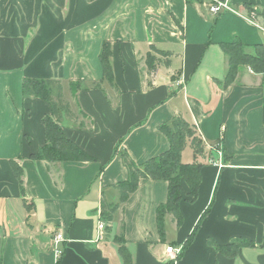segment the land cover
<instances>
[{"label": "crops", "instance_id": "0c3cea01", "mask_svg": "<svg viewBox=\"0 0 264 264\" xmlns=\"http://www.w3.org/2000/svg\"><path fill=\"white\" fill-rule=\"evenodd\" d=\"M219 1L239 10L212 15L207 0H0V264H123L113 240L120 233L131 264H264V73L241 67L221 88L227 60L219 47L264 44L244 7L264 0ZM105 42L120 92L116 107L92 87L103 80ZM151 44L171 58L149 73ZM24 78L61 81L64 99L84 116L60 125L93 162L31 158L45 144L42 119L51 109L23 97ZM192 100L205 113L198 121ZM177 114L197 122L207 145L222 140L221 155L213 150L201 169L194 201L182 185L181 225L167 217L161 242L155 211L166 202L167 182L142 179L98 238L101 197L117 202L112 186L127 178L120 151L137 164L167 151L158 127ZM184 151L181 162L201 161L190 150L183 160ZM58 233L63 242L54 241ZM233 241L246 245L230 248L231 256L214 248ZM168 246L178 255L165 253Z\"/></svg>", "mask_w": 264, "mask_h": 264}, {"label": "trees", "instance_id": "16d2710c", "mask_svg": "<svg viewBox=\"0 0 264 264\" xmlns=\"http://www.w3.org/2000/svg\"><path fill=\"white\" fill-rule=\"evenodd\" d=\"M197 1V2H196ZM211 3V0H207ZM187 3H200L201 0H186ZM246 16L253 21H262L264 26V4L260 7L244 5ZM238 11V6H233ZM222 13V12H221ZM220 14V13H219ZM217 14V15H219ZM227 60V70L223 80L220 82L221 88L230 86L236 77L237 71L241 67H247L256 74L264 73V44L248 47L239 40L230 43H221L219 45ZM250 48V51L247 50ZM171 53L157 48L155 45H149L145 55V66L147 72H152L155 67L163 62L168 67ZM99 62L103 72L102 82L92 83V87L104 91L111 106L116 107L120 92L116 87L111 65V46L109 42L103 44L102 52L99 56ZM106 86V88H105ZM79 85L71 84L70 89L76 92ZM111 90L113 97L109 96L107 90ZM22 95L24 98H38L49 104L51 116L42 119V125L45 132V144L38 153L31 155L33 160L45 161L48 164L64 162H93L94 159L85 154L78 146L69 140L61 127L62 119L75 120L83 113L74 112L67 100L63 97V87L60 80L54 79H34L24 78L22 81ZM190 112L198 121L205 113L202 111L201 104L197 100L190 103ZM197 123V122H196ZM195 124L189 122L181 115H175L169 122L161 124L158 131L166 136L169 144L167 151L137 164L125 151H120V159L127 172V178L124 181L115 183L112 187L118 192V201L108 203L104 196L101 197L99 206V215L103 223L109 224L113 215L119 207L125 203L128 197L134 193L142 179H151L153 181L167 182L166 202L156 208L155 219L159 238L161 242L165 239V219L170 217L179 227L182 223V214L180 212V202L182 200L183 186L188 188L190 201H194L198 195V188L201 181V169L213 160L212 151L221 145L220 139L217 143L206 144L201 138ZM209 146V149L207 148ZM192 152L194 158H199L198 163L181 162V154L186 149ZM221 148V147H220ZM223 155L225 156L224 152ZM13 173L24 192L23 174L16 164H11ZM193 232L188 237L186 245L190 243ZM118 244V252L123 264H131L128 252L124 247L122 234L113 239ZM246 245L244 242L233 241L227 246L214 245L217 252L230 255V248ZM61 254L58 256H62ZM232 254V253H231Z\"/></svg>", "mask_w": 264, "mask_h": 264}, {"label": "built area", "instance_id": "2783aa9c", "mask_svg": "<svg viewBox=\"0 0 264 264\" xmlns=\"http://www.w3.org/2000/svg\"><path fill=\"white\" fill-rule=\"evenodd\" d=\"M212 2L209 3L208 6V11L210 14L212 15H217L221 12H237L233 9V6H231L228 2L226 1H219V0H211ZM247 20L249 22H251L252 24H254L256 27H258L263 33H264V26L259 22V21H253L252 19H249L246 16ZM221 145H217V147L214 149V151H216L219 155H221ZM209 149V146L207 147ZM104 229V223L102 221H100L97 225V237L99 238L102 235ZM54 241L56 243L59 242H63L64 241V236L61 233H58L55 238ZM180 252V250H175L173 247H166L165 248V253L168 254H175L174 256H177L178 253ZM61 254V249H57L56 250V255L59 256Z\"/></svg>", "mask_w": 264, "mask_h": 264}, {"label": "rangeland", "instance_id": "374dc122", "mask_svg": "<svg viewBox=\"0 0 264 264\" xmlns=\"http://www.w3.org/2000/svg\"><path fill=\"white\" fill-rule=\"evenodd\" d=\"M197 2V1H196ZM195 2V3H196ZM194 3V2H193ZM209 3H207L208 5ZM190 157V151H189V148H186L185 151H184V155H183V160H186Z\"/></svg>", "mask_w": 264, "mask_h": 264}]
</instances>
